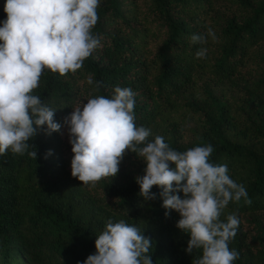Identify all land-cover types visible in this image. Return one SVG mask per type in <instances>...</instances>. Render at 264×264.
<instances>
[{
  "label": "trees",
  "instance_id": "obj_1",
  "mask_svg": "<svg viewBox=\"0 0 264 264\" xmlns=\"http://www.w3.org/2000/svg\"><path fill=\"white\" fill-rule=\"evenodd\" d=\"M5 4L0 0V22ZM96 11L91 31L99 45L82 67L65 75L45 68L31 93L55 110L60 131L37 128L27 142L36 159L10 149L0 155V264H83L108 220L149 238L152 264H192L202 255L185 251L190 236L176 227L179 213L162 207L161 188L152 187L155 199L140 195L135 177L145 174L146 162L136 153L126 150L117 175L94 186L71 175L64 117L87 99L111 98L117 86L135 93V124L151 130L147 141L162 136L181 152L213 146L210 162L226 164L252 201H230L219 217L227 222L235 213L240 221L229 242L239 253L232 264H264V238L246 228L264 216V0H99ZM207 27L216 40L192 43ZM201 47L206 58L198 59ZM256 230L264 234V226Z\"/></svg>",
  "mask_w": 264,
  "mask_h": 264
},
{
  "label": "clouds",
  "instance_id": "obj_2",
  "mask_svg": "<svg viewBox=\"0 0 264 264\" xmlns=\"http://www.w3.org/2000/svg\"><path fill=\"white\" fill-rule=\"evenodd\" d=\"M98 6L99 0H6V19L0 22V155L10 149L36 159V150L28 151L27 142L37 128L46 126L48 135L60 131L55 110L31 93L45 68L60 75L75 72L99 45L91 31L99 19ZM209 37L216 40L207 27L193 34L191 42L205 45ZM206 54L207 48L201 47L195 55L203 59ZM87 82L93 83L91 75ZM96 86L99 89L100 82ZM114 93L80 102L64 117L73 153L71 175L94 186L101 178L117 175L126 150L136 153L146 162L145 174L135 177L140 195L152 200V187L162 189V207L179 213L176 227L190 236L185 251L202 250L192 264H232L239 253L229 249V242L240 221L235 213L227 222L219 217L230 201L244 198L251 204L245 187L230 178L226 164L210 162L211 144L181 152L162 136L147 141L151 130L135 124L133 90L117 86ZM51 154L49 150L45 158ZM151 246L136 226L108 220L95 240L96 252L83 264H152Z\"/></svg>",
  "mask_w": 264,
  "mask_h": 264
},
{
  "label": "rangeland",
  "instance_id": "obj_3",
  "mask_svg": "<svg viewBox=\"0 0 264 264\" xmlns=\"http://www.w3.org/2000/svg\"><path fill=\"white\" fill-rule=\"evenodd\" d=\"M218 2L222 3L223 0H218ZM260 46L262 48L259 50V52H263L264 51V42H262L260 44ZM78 84H79V82H78ZM219 93H220V90H218V89H213L212 90V94L213 95H219ZM184 127H185L184 128V135H185L186 139H188V141H189V140L192 139V129H193L192 128V123L188 122V123H186L184 125ZM67 129H68V127L66 128L64 134H66L67 139H69V135H68V130ZM260 221L261 222H259V224L257 226L258 227L264 226V216L261 218ZM257 226H255L254 223H250L249 225H247L246 228L250 231L249 233H250L251 236L255 235V236H259V237H263L264 238V234L262 232H260L259 230H256Z\"/></svg>",
  "mask_w": 264,
  "mask_h": 264
}]
</instances>
